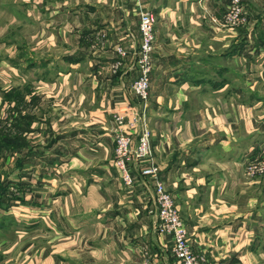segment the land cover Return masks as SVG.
Segmentation results:
<instances>
[{"label":"crops","instance_id":"crops-1","mask_svg":"<svg viewBox=\"0 0 264 264\" xmlns=\"http://www.w3.org/2000/svg\"><path fill=\"white\" fill-rule=\"evenodd\" d=\"M243 2L248 21L234 30L211 22L223 18L229 0L8 2L11 17L0 15V25L44 27L49 44L37 45L57 54L32 58L25 44L20 63L0 57V248L51 231L63 246L75 239L80 246L66 250L70 257L63 246L34 249L49 237L36 235L25 264H169L170 244L155 227L153 181L139 174L144 164H133L129 186L114 165L112 113L131 118L139 109L192 249L209 264H264V178L243 174L264 156V0ZM143 11L155 24L142 112L131 84ZM85 39L88 54L79 46ZM84 67L89 74L77 78Z\"/></svg>","mask_w":264,"mask_h":264},{"label":"built area","instance_id":"built-area-1","mask_svg":"<svg viewBox=\"0 0 264 264\" xmlns=\"http://www.w3.org/2000/svg\"><path fill=\"white\" fill-rule=\"evenodd\" d=\"M228 13L224 15L225 26L236 27L243 21L241 0H230ZM218 24L216 19H213ZM220 22V21H219ZM155 18L152 12L140 13L139 31L141 42L139 47L137 65L138 76L132 82L131 89L139 99L142 112L149 101V75L151 71V54L154 44ZM120 57L126 52L116 48ZM120 62L117 61L116 66ZM143 113L138 109L131 118L123 112L113 115L114 128V165L120 171L122 181L129 186L133 181V164H144L139 168L142 177H149L153 181L154 205L156 210L157 229L171 236V251L179 264H205L200 254L197 256L188 243L187 230L180 219L173 198L166 189L163 181L159 179L157 165L152 161L151 132L144 126ZM252 166V167H251ZM249 169H259L264 174V156L247 165Z\"/></svg>","mask_w":264,"mask_h":264},{"label":"rangeland","instance_id":"rangeland-1","mask_svg":"<svg viewBox=\"0 0 264 264\" xmlns=\"http://www.w3.org/2000/svg\"><path fill=\"white\" fill-rule=\"evenodd\" d=\"M4 0H0V2H3ZM8 2L10 3V0H6L5 1V5L7 6V8H3L1 11H0V15H5V17H11V15H10V13H9V8H8ZM229 2H230V0H229ZM228 5H229V3H228ZM228 5H227V8H226V11H225V13H224V15L225 14H227L228 13ZM241 6H242V16H243V21L239 24V25H237L236 27H231V26H225L224 24H223V18H224V16H223V18L221 19V20H217L218 21V24H220L221 25V27H224V29H227V30H234V29H236V28H238L239 26H243L247 21H248V19H247V13H246V8H245V5H244V2H243V0H241ZM7 9H8V11H7ZM220 21V22H219ZM212 23H213V19H212V21H211ZM8 27H11L9 24H7V25H4V26H1L0 25V46H2L3 47V44L5 43V48H3L2 50H0V57H4V56H9V57H11V58H14V59H16L17 61L21 58V57H23L24 58V47H25V44L27 45V47H28V50H30L31 52V56H32V58L33 57H37V56H42V57H44V56H46L47 54H57L56 53V49L54 50V49H50V50H47V47H38L39 45H37L38 44V41H40L41 40V43H44V44H49V40H48V38H47V35H46V33H44L43 34V32L41 31V29L44 31V27L43 28H41L40 27V25H32L31 24V26H27L26 28H25V26L24 25H21V26H19V27H16V28H8ZM46 31V30H45ZM44 31V32H45ZM37 33H39L38 35H37ZM16 34V35H15ZM87 37V36H86ZM13 38H15V39H17V41L15 42V45L14 44H8V42L9 41H11V42H14V40H13ZM64 38L65 39H67L65 42H63V44L64 45H67V44H69L70 43V37L69 36H67V35H64ZM69 39V40H68ZM27 43H26V42ZM85 41H86V39H85ZM84 40H82V41H80V43H79V46H80V48H81V52L82 53H84V54H88V51H87V48L89 49V47H88V45H87V41L85 42ZM154 45V44H153ZM15 46V50L13 49V47ZM65 47V50H67V48H66V46H64ZM54 48H56V47H54ZM86 49V52H84V50ZM117 51V50H116ZM65 53H67V51L65 52ZM119 62H120V59L118 60ZM19 62V61H18ZM20 63V62H19ZM117 63V62H116ZM120 65V63L116 66V64L115 65H112V71L113 70H116V68L118 67ZM151 70H152V54H151ZM21 72H22V75H25V72H24V70H23V68H22V70H21ZM2 73V72H1ZM150 73H151V71H150ZM4 74V73H3ZM89 74V69L88 68H85L84 67V73H82V75H79V74H77L76 75V77L77 78H80V77H85V76H87ZM138 76V75H137ZM74 77V76H73ZM73 77H71L70 79H72ZM2 78H3V80H5L6 81V79H7V77H6V75L4 74V76H2ZM137 78V77H136ZM135 78V79H136ZM25 79V78H24ZM74 79V78H73ZM76 79V78H75ZM134 79V80H135ZM133 80V81H134ZM3 85V84H2ZM22 85V84H21ZM20 88H24V85L23 86H21ZM149 93H150V89H149ZM0 94H1V92H0ZM25 102V101H24ZM149 102V101H148ZM148 105V104H147ZM25 107H26V105H25V103H23V101H22V103L20 104V105H18V110L20 111V113H24L25 112ZM51 108H47L46 107V115H47V119L49 120V117L55 122L56 120H57V118L56 117H54L53 116V114L51 115L50 113H51ZM116 113V112H115ZM4 114L5 115H3L4 116V118H3V120H4V122L6 123V125H8V123H9V121H8V116H9V113L8 112H4ZM19 114V113H18ZM21 115V114H20ZM113 115H114V112L112 113V119H113ZM2 116V117H3ZM48 127V126H47ZM49 129V128H48ZM49 135H51V134H49ZM49 139H47V141H48ZM46 140L44 141L45 143L47 142ZM151 149H152V147H151ZM261 158H263V156H261V157H259V158H256V159H254L253 161H255V160H258V159H261ZM252 161V162H253ZM251 163V162H250ZM249 164V163H248ZM248 164H246L245 166H244V168H243V174L246 176V177H248V178H264V174H260V170L259 169H249L248 170V168H247V165ZM53 166H55V165H53ZM57 166V165H56ZM252 167V166H251ZM173 198V197H172ZM173 201H174V199H173ZM52 203H51V201L50 202H48V203H45V202H37V204H36V206H34V208H37V207H41V208H43V207H48V206H50ZM174 204H175V202H174ZM176 206V205H175ZM176 209H177V207H176ZM18 211V210H17ZM177 211H178V209H177ZM179 212V211H178ZM179 216H180V214H179ZM180 219H181V217H180ZM182 220V219H181ZM156 221V231L159 233V234H161L160 236H165V238H166V242L167 243H169L170 245H169V248H168V250L170 251V253H171V257H169V259L171 260V262H169V264L170 263H172V261H173V259H174V262H173V264H179V262L177 261V259H176V257H175V255H174V251L172 252L171 251V246H172V241H171V236L169 235V234H167V233H164V232H161V231H159L158 229H157V223H158V221H157V219L155 220ZM183 222V221H182ZM6 223L7 224H9L8 222H7V220H6ZM38 224H32V225H29V224H25V225H22V224H20L19 225V227H21L20 228V230H23L24 228H27V227H30V229H28L27 231H30V230H33L34 228H36V226H37ZM36 235H49V237L47 238V240L45 241V243H43V244H41V241H40V239H42V238H38V239H36V240H39V241H37V242H33V244H32V248L33 247H35L34 249H37V248H39V247H41V246H47V247H50V248H53V249H56V248H60L61 246H63L62 245V242L60 241V240H58L57 238H56V236L58 235L57 233H54V232H51V231H49V233H41V232H39V231H34V232H31V233H29V234H26L25 235V237H24V239L21 241V242H19V243H15V244H1V248H0V250H1V252H2V255L0 256V263L1 264H25L24 262H23V260H24V249H25V247L31 242V241H35L34 240V238L33 239H31V237H34V236H36ZM2 236H0V238H1ZM29 240H31L30 242H29ZM28 241V242H27ZM27 242V243H26ZM70 243L71 244H69V245H65V246H63L61 249H62V251H61V255L63 254V255H65V256H67V257H70L68 254H67V252H66V250L67 249H69V247L71 246H73V248H77V247H79L80 246V244H79V239H75V240H71L70 241ZM168 247V246H167ZM165 248V247H164ZM194 251V254H196L197 256H199L200 254L203 256V258H204V263L205 264H209V262H208V260L206 259V257L204 256V254H202V253H199L198 251H195V250H193ZM145 252H146V257L148 256V253H147V251L145 250ZM62 255V256H63ZM66 257V258H67ZM148 258V257H147ZM69 259V258H68ZM70 261H72L71 259H69V261L68 262H70ZM147 264V263H146ZM156 264H165L163 261H160V262H158V263H156Z\"/></svg>","mask_w":264,"mask_h":264}]
</instances>
